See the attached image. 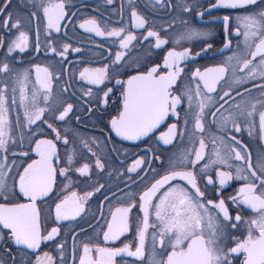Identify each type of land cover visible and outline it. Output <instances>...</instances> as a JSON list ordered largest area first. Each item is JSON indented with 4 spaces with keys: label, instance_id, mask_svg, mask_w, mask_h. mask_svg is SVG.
Instances as JSON below:
<instances>
[{
    "label": "snow or ice",
    "instance_id": "1",
    "mask_svg": "<svg viewBox=\"0 0 264 264\" xmlns=\"http://www.w3.org/2000/svg\"><path fill=\"white\" fill-rule=\"evenodd\" d=\"M0 264H264V0H0Z\"/></svg>",
    "mask_w": 264,
    "mask_h": 264
},
{
    "label": "flooded vegetation",
    "instance_id": "2",
    "mask_svg": "<svg viewBox=\"0 0 264 264\" xmlns=\"http://www.w3.org/2000/svg\"><path fill=\"white\" fill-rule=\"evenodd\" d=\"M84 2L88 3V4H92V3H95V0H84ZM87 35V34H85ZM97 40H99L100 38H96ZM203 63V61H202ZM253 147H255V144H253Z\"/></svg>",
    "mask_w": 264,
    "mask_h": 264
}]
</instances>
